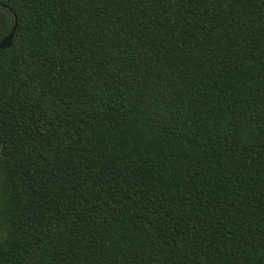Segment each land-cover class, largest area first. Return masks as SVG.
<instances>
[{"label":"trees","instance_id":"1","mask_svg":"<svg viewBox=\"0 0 264 264\" xmlns=\"http://www.w3.org/2000/svg\"><path fill=\"white\" fill-rule=\"evenodd\" d=\"M16 18L0 264H264V0H0V42Z\"/></svg>","mask_w":264,"mask_h":264},{"label":"water","instance_id":"2","mask_svg":"<svg viewBox=\"0 0 264 264\" xmlns=\"http://www.w3.org/2000/svg\"><path fill=\"white\" fill-rule=\"evenodd\" d=\"M4 8H7V6H4ZM16 30H17V18L12 31L0 42V49L5 50L12 47ZM0 155H2L1 149H0Z\"/></svg>","mask_w":264,"mask_h":264}]
</instances>
